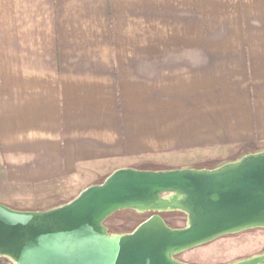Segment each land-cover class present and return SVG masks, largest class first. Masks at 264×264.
Segmentation results:
<instances>
[{"label":"crops","instance_id":"1","mask_svg":"<svg viewBox=\"0 0 264 264\" xmlns=\"http://www.w3.org/2000/svg\"><path fill=\"white\" fill-rule=\"evenodd\" d=\"M253 151L264 0H0L1 183L84 191Z\"/></svg>","mask_w":264,"mask_h":264},{"label":"water","instance_id":"2","mask_svg":"<svg viewBox=\"0 0 264 264\" xmlns=\"http://www.w3.org/2000/svg\"><path fill=\"white\" fill-rule=\"evenodd\" d=\"M163 194L178 196L170 207L186 212L185 228H167L155 216L129 234L106 235L107 216L155 208ZM254 226H264V152L211 172L118 170L46 212L0 205V257L15 264H178L174 253Z\"/></svg>","mask_w":264,"mask_h":264},{"label":"rangeland","instance_id":"3","mask_svg":"<svg viewBox=\"0 0 264 264\" xmlns=\"http://www.w3.org/2000/svg\"><path fill=\"white\" fill-rule=\"evenodd\" d=\"M256 154L259 152L239 153L226 159H199L192 161L193 163H190L192 165H185V162L183 163L185 167L158 168L156 172L180 170L211 172ZM105 179L104 176L100 180L96 179V185L102 184ZM79 182L77 179L57 180L44 189L0 182V203L18 212H46L74 200L83 191ZM172 197L171 194H163L161 200L170 201ZM185 213L181 208L176 209V207L144 210L125 208L107 216L101 226L109 238H115L131 233L145 221L157 216L167 228L183 229L188 224ZM172 259L178 264H239L254 260H257V264H264V226H254L220 235L205 243L174 253ZM0 264H15V262L10 258L0 257Z\"/></svg>","mask_w":264,"mask_h":264},{"label":"bare ground","instance_id":"4","mask_svg":"<svg viewBox=\"0 0 264 264\" xmlns=\"http://www.w3.org/2000/svg\"><path fill=\"white\" fill-rule=\"evenodd\" d=\"M178 199V196L176 194L173 195L172 197V200L170 201H158L157 204L155 205V208H165V207H170V206H173L176 204V201ZM140 209H145V208H141L139 207ZM246 264H256V261H251L249 263H246Z\"/></svg>","mask_w":264,"mask_h":264}]
</instances>
